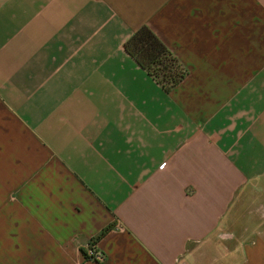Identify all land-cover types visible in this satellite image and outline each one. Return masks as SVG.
Instances as JSON below:
<instances>
[{"label":"crops","instance_id":"crops-1","mask_svg":"<svg viewBox=\"0 0 264 264\" xmlns=\"http://www.w3.org/2000/svg\"><path fill=\"white\" fill-rule=\"evenodd\" d=\"M143 25L171 91L125 50ZM263 177L264 0H0V264H184Z\"/></svg>","mask_w":264,"mask_h":264},{"label":"rangeland","instance_id":"rangeland-1","mask_svg":"<svg viewBox=\"0 0 264 264\" xmlns=\"http://www.w3.org/2000/svg\"><path fill=\"white\" fill-rule=\"evenodd\" d=\"M261 228H264V177L239 192L221 227L210 239L192 244L185 263L230 264L239 260L241 236Z\"/></svg>","mask_w":264,"mask_h":264},{"label":"trees","instance_id":"trees-1","mask_svg":"<svg viewBox=\"0 0 264 264\" xmlns=\"http://www.w3.org/2000/svg\"><path fill=\"white\" fill-rule=\"evenodd\" d=\"M124 47L167 91L181 83L188 74V69L149 25L136 30Z\"/></svg>","mask_w":264,"mask_h":264},{"label":"built area","instance_id":"built-area-1","mask_svg":"<svg viewBox=\"0 0 264 264\" xmlns=\"http://www.w3.org/2000/svg\"><path fill=\"white\" fill-rule=\"evenodd\" d=\"M165 163H163L164 165ZM85 257L88 259H93V260H97V261H101L103 260V253L98 249L97 247V239L93 238L86 249L85 252Z\"/></svg>","mask_w":264,"mask_h":264}]
</instances>
